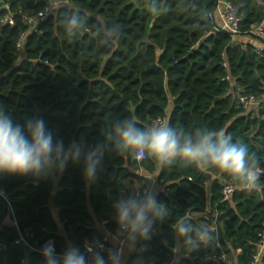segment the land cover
Listing matches in <instances>:
<instances>
[{
	"label": "trees",
	"instance_id": "1",
	"mask_svg": "<svg viewBox=\"0 0 264 264\" xmlns=\"http://www.w3.org/2000/svg\"><path fill=\"white\" fill-rule=\"evenodd\" d=\"M228 1L237 9L242 36L253 37L251 30L259 24L264 29V0ZM5 3L15 24L0 22V105L14 123L43 119L54 143L62 140L65 148L74 145L86 153L105 143L103 130L111 121L130 118L144 127L165 117L166 124L186 131L230 134L255 154L261 175L257 188L248 191L217 168L201 170L179 158L170 165L152 157L137 161L130 153L107 149L91 182L84 175L83 154L47 176L0 174V241L7 245L0 264H21L22 258L27 264H45L38 253L15 244L18 232L27 233L30 242L52 238L76 247L93 242L101 219L116 227L115 203L131 196L128 177L145 184L135 172L157 170L162 186L157 199L167 215L156 219L151 238L139 240L124 264H166L177 244L174 224L188 217L200 225L191 214L207 208L217 213L216 238L196 251L181 246L175 264H207L202 259L206 252H225L235 264H250L264 228V109L246 111L237 94L264 96V57L251 44L231 47L228 32L214 31L217 23L209 13L217 0H156L155 14L152 0H73L93 30L120 26V39L108 44L87 33L67 35L70 13L63 8L31 29L18 13L29 15L42 2ZM6 14L0 9V21ZM227 75L231 81L224 80ZM224 182L236 188L227 200L221 194ZM11 213L17 228L4 223Z\"/></svg>",
	"mask_w": 264,
	"mask_h": 264
},
{
	"label": "clouds",
	"instance_id": "2",
	"mask_svg": "<svg viewBox=\"0 0 264 264\" xmlns=\"http://www.w3.org/2000/svg\"><path fill=\"white\" fill-rule=\"evenodd\" d=\"M61 8L70 13L64 27L71 37L87 33L99 43L108 44L119 40L122 35L119 25H104L96 30L86 26V18L71 5V0H47L37 16L44 20ZM151 11L154 14L158 12L156 0H152ZM103 134L105 143L82 153V149L74 145L65 148L62 140L54 143L53 133L47 130L43 119L31 118L20 125L14 123L0 105V174L47 176L54 169L62 172L69 159L78 160L83 154L84 175L91 182L96 178L97 166L107 149L130 153L138 161L152 157L161 165H170L179 158L185 165H195L201 170L217 168L248 191L257 188L261 175L255 154H249L246 144L233 142L231 135L223 130L196 128L186 131L183 127L168 124L140 127L135 120L128 118L111 121ZM115 207L118 231L113 237L114 246L107 249V258L88 244L84 251L69 245L58 254L53 243L49 242L42 249L45 264H89V253L91 264H122L125 248L131 251L138 240H149L156 219L167 215L166 206L157 199L154 190L121 198ZM173 228L177 240L172 249L174 255L178 254L181 246L189 252L196 251L201 244L214 238L208 225H195L188 217L178 220ZM97 244L104 250L103 244Z\"/></svg>",
	"mask_w": 264,
	"mask_h": 264
},
{
	"label": "built area",
	"instance_id": "3",
	"mask_svg": "<svg viewBox=\"0 0 264 264\" xmlns=\"http://www.w3.org/2000/svg\"><path fill=\"white\" fill-rule=\"evenodd\" d=\"M39 1L42 2V5L37 7L36 9L31 10L29 15L20 14V12L18 13V15L22 17L23 21L30 25L31 29L34 28L39 21H42L37 16V13L43 7H45L47 0H39ZM72 1L73 0H71V4H72ZM4 9L7 11V14L1 19L0 21L1 24L14 26L15 14L12 11H10L8 3L4 4ZM53 15H55V13L52 15H49L47 18ZM209 15L212 18H214L217 23V29L214 30L215 32L216 31L228 32L231 35V40H230L231 47L241 45L242 42L240 41V39L243 36L240 33V26H239L240 18L237 14V9L230 1L217 0L214 10L211 11ZM215 32H211V33L214 34ZM251 34L254 35L253 36L254 38H257L259 40L258 44L253 46V52L258 56L264 57L263 24H259L253 27L251 30ZM25 35L26 34L22 33L16 43V49L18 51L22 50ZM223 66H226V63H223ZM224 80L231 81V78L229 75H227L224 77ZM237 102L246 111H257L260 109H264V96L258 97L253 93H238ZM152 124H166V118L165 117L154 118L151 120L149 125H152ZM235 189L236 188L231 183L224 182L222 184V189H221L223 200L230 199L231 194L235 191ZM146 190H152L151 184L149 183L148 184H135L129 188V193L131 196H134L137 193H139L140 195H144ZM117 203L118 202H116L115 205ZM203 213L208 218L207 225L209 226L210 231L212 233H216L217 227H218L217 220H216L217 213L209 208L205 209ZM4 223L7 224L8 226L17 228V222L12 213L6 217V219L4 220ZM98 228H99V236L95 238L93 242L84 241L79 248L81 249V251H84L85 245L88 244L94 250L101 251V255L107 258V255H108L107 249L112 248L114 246L113 237L116 236L117 231H118L117 220H116V227L111 228L108 226V221L106 219H101L98 222ZM154 232H155V228L153 224L151 233H154ZM214 237L216 238L215 235ZM14 242L15 244L23 245L28 251H34L38 253L44 262H45V259L42 255V249L49 242L53 243V246L55 247V250L58 254L63 253L65 249L69 246V244L59 245L52 238H47L43 240L42 242H38L36 240L33 242H30L27 238V233L25 232L24 233L18 232V237ZM97 242L104 245V250H101L98 248ZM6 247H7L6 243L3 241H0V251L6 249ZM253 247H254L253 254H252V259L250 261V264H260L261 257L264 254V228L261 232L257 234V240L255 241ZM88 256H89V264H91V254L89 253ZM202 259L207 264H235L233 259H231L225 252H220L217 254L206 252L202 255ZM20 263L27 264L26 259L22 258L20 260ZM166 264H175L174 253H173V256L166 262Z\"/></svg>",
	"mask_w": 264,
	"mask_h": 264
},
{
	"label": "crops",
	"instance_id": "4",
	"mask_svg": "<svg viewBox=\"0 0 264 264\" xmlns=\"http://www.w3.org/2000/svg\"><path fill=\"white\" fill-rule=\"evenodd\" d=\"M6 0H0V9L4 8V3ZM241 42L243 43H247V44H251L252 46L258 44L259 40L257 38L254 37H248V36H243L240 39ZM143 178H145L146 183L145 184H151L152 186V190L155 191V193L157 194L160 190H162V186H160L157 181V175H158V170L153 173V174H148L145 173L143 171H139V172H135V174H137ZM135 184H142V182L138 181L134 176H130L128 177V179L126 180V188L129 189L132 185ZM207 184V183H206ZM195 219L198 220L199 224L201 225L202 223L206 224L208 223V218L206 217V215L202 212V213H197L194 212L191 214ZM139 243V240L136 242L135 247L137 246V244ZM135 249V248H134ZM134 250H129L127 248H125L124 251V255L122 258V264L125 263V261L128 259V257L130 256V254L133 253ZM239 253V250H236L235 254L237 255ZM181 257V253L180 251L178 252V254L175 255V263L179 260V258ZM234 261V260H233ZM235 263V261H234Z\"/></svg>",
	"mask_w": 264,
	"mask_h": 264
}]
</instances>
